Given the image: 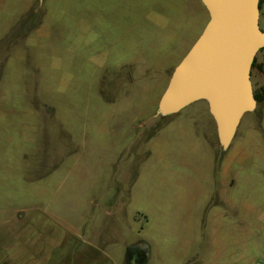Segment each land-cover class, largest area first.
Wrapping results in <instances>:
<instances>
[{"label":"crops","instance_id":"obj_1","mask_svg":"<svg viewBox=\"0 0 264 264\" xmlns=\"http://www.w3.org/2000/svg\"><path fill=\"white\" fill-rule=\"evenodd\" d=\"M47 1L0 0V5L8 3L16 14L6 30L13 26L6 37L36 5L44 13L36 26H31L25 36L10 45L0 88L13 86L14 80L10 81L6 75L11 62L18 57L24 59L25 54L30 55L33 66L36 61L40 70L32 82L34 95L45 104L50 117H57V128L44 125L43 116L34 110L30 100L25 102L27 108L23 112L12 108L6 111L5 103L13 99L1 89L0 131L7 124L12 127V133L18 127L20 146L51 140L53 136V141L58 139V165L64 167L69 155L71 160L78 161L88 151L89 159L93 160L101 149L114 150L124 141L139 146V149L145 148L148 156L159 160H163L169 140L170 144L173 140L180 141L190 151L188 157L171 159V176L160 180L162 184L152 193L148 207H139L138 211L131 209L136 199L133 189L139 181V176L133 177L127 189L117 185L118 190L109 196L111 199L106 206L99 205V213L103 212L110 222L95 225L90 232L85 225L65 224L59 233V247L74 240L78 244L69 255L87 257L82 249L85 246L93 251L92 257H107L111 264H119L121 257H124L123 264H157L163 257H171L172 262L168 264H261L264 250L257 240V231L264 229V203L259 204L264 195V176H259L256 171L264 166V103L257 104L255 111L248 113L255 122L244 131L239 127L227 149L219 142L217 126L207 102H195L174 115L165 116L159 111L174 70L209 21L202 1L183 2L180 14L173 18L172 30L165 36L173 45L178 42L182 45L183 55L165 67L152 66L154 93L144 103L135 104L126 97L125 100L132 104L127 111H119L114 100L107 102L98 87L93 95L89 91L87 107L74 110L66 104L69 102L67 80L58 79L43 61L49 36L48 24L54 13L53 1L51 4ZM4 35H0V43L6 39ZM16 86L21 87L22 82L16 81ZM15 91L27 95L21 89ZM52 102L59 103V106ZM8 118L11 119L9 123L4 120ZM16 119L22 120L17 122ZM199 126L206 130L205 135L198 132ZM12 141H15L14 137ZM24 155H20L18 163L22 162ZM94 162L88 161L87 164ZM142 165L146 170L148 162ZM175 167L178 170H174ZM99 178L93 177L91 181ZM110 192L105 191L102 197ZM118 217L126 220V225L122 222L123 226L113 224L112 220L116 221ZM130 230L137 234L132 240L129 239ZM251 250L255 254L246 255ZM45 252L42 264H49L48 258L53 255V250L45 249ZM165 260L167 263V258Z\"/></svg>","mask_w":264,"mask_h":264},{"label":"rangeland","instance_id":"obj_2","mask_svg":"<svg viewBox=\"0 0 264 264\" xmlns=\"http://www.w3.org/2000/svg\"><path fill=\"white\" fill-rule=\"evenodd\" d=\"M52 1L54 13L48 24L43 61L58 79L67 80L69 102L66 104L74 110L88 106V93L91 90L93 95L96 87L101 89L107 102H117L119 111H127L132 105L126 97L135 104L144 103L154 93L151 67L155 64L165 67L184 53L179 42L175 46L165 36L172 30L173 18L180 14L185 0H48L46 3ZM3 5H0V35L6 34L5 38L16 14L8 3ZM37 22L34 18L24 25L16 27L15 24L18 29L0 43V78L5 72L10 45L25 36ZM260 25L264 30V7ZM31 60L32 57L25 54L24 59L18 57L11 62L6 75L10 81L14 80L13 86H2L0 93L5 89L13 101L8 100L4 107L6 111L23 112L27 108L25 102L30 100L34 110L43 116L44 125L57 128V117H50L45 104L34 95L32 82L40 70L36 61L33 66ZM16 81H21L22 86H16ZM252 83L254 92L264 88L263 53L257 55ZM16 89L23 90L32 99L17 93ZM52 104L59 106V103ZM4 120L9 123L11 119ZM253 122L255 119L246 114L240 130L244 131ZM11 128L7 124L0 131V264H42L45 249L53 250L49 264H111L107 257H92L93 251L85 246L82 249L87 257L69 255L78 244L74 240L59 247V233L64 225H85L90 232L95 225L110 222L98 208L106 206L111 199L109 196L118 190L117 185L127 189L133 177L139 176V181L133 189L136 199L131 209L138 211L139 207H148L152 193L162 184L160 180L171 176V159L188 157L190 152L180 141L173 140L170 144L169 140L163 160H159L148 156L145 148L139 149L124 141L114 150L101 149L93 160L89 159L88 151L78 161L71 160L69 155L64 167L58 165V139L53 141L52 136L51 140L20 146L19 128L13 133ZM197 129L205 135L206 130L200 126ZM23 153L22 162L18 163ZM88 161L95 162L87 164ZM145 161L148 162L146 170L142 169ZM256 173L264 176V166ZM93 177L99 179L92 182ZM108 190H111L109 195L102 197ZM263 203L264 195L259 204ZM119 218L112 223L126 225V220ZM130 232L132 240L137 234ZM257 234L264 250V229ZM254 254L252 250L246 252V255ZM172 259L175 261L174 257ZM123 262L124 257H121L119 264ZM168 262H172L171 257H163L157 264Z\"/></svg>","mask_w":264,"mask_h":264},{"label":"water","instance_id":"obj_3","mask_svg":"<svg viewBox=\"0 0 264 264\" xmlns=\"http://www.w3.org/2000/svg\"><path fill=\"white\" fill-rule=\"evenodd\" d=\"M201 1L209 21L174 70L159 111L174 115L195 102H207L219 142L227 149L244 116L258 104L252 69L264 49L261 0Z\"/></svg>","mask_w":264,"mask_h":264},{"label":"trees","instance_id":"obj_4","mask_svg":"<svg viewBox=\"0 0 264 264\" xmlns=\"http://www.w3.org/2000/svg\"><path fill=\"white\" fill-rule=\"evenodd\" d=\"M264 4V0H261L260 2V8L262 9ZM43 10L41 8H39V6H35L30 13L22 20V22L20 23V25H24L26 21H28L29 19H38V22L41 20V17L43 16ZM28 19V20H27ZM35 23L33 26H36ZM18 28H16L17 30ZM13 32V31H12ZM13 34V33H12ZM259 53H263L264 55V49L261 50ZM257 65V56L255 58L254 64H253V69L256 67ZM255 98L258 102V104H263L264 103V88L259 89L258 91L255 92ZM159 127V126H158Z\"/></svg>","mask_w":264,"mask_h":264},{"label":"built area","instance_id":"obj_5","mask_svg":"<svg viewBox=\"0 0 264 264\" xmlns=\"http://www.w3.org/2000/svg\"><path fill=\"white\" fill-rule=\"evenodd\" d=\"M261 264H264V261Z\"/></svg>","mask_w":264,"mask_h":264}]
</instances>
